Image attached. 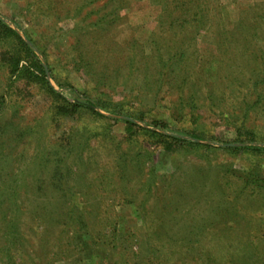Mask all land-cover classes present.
<instances>
[{"label": "rangeland", "instance_id": "374dc122", "mask_svg": "<svg viewBox=\"0 0 264 264\" xmlns=\"http://www.w3.org/2000/svg\"><path fill=\"white\" fill-rule=\"evenodd\" d=\"M167 1L0 0L67 101L123 110L65 113L37 84H11L3 53L15 42L0 39V264H264V154L228 149L264 143L212 138L233 140L243 122L264 135V0H182L203 23L175 25ZM127 118L198 131L202 146L167 151L128 135ZM53 194L82 209L85 229L53 220Z\"/></svg>", "mask_w": 264, "mask_h": 264}, {"label": "trees", "instance_id": "16d2710c", "mask_svg": "<svg viewBox=\"0 0 264 264\" xmlns=\"http://www.w3.org/2000/svg\"><path fill=\"white\" fill-rule=\"evenodd\" d=\"M193 1V0H189ZM184 4H186L185 1L182 0H168L167 2H164V8L162 9V12H164L165 20L170 19V24L175 25L176 21L181 22H187V21H193L195 23H203L204 15L202 13V6H199L198 2L193 3V6H190V4H187L186 9L182 7ZM172 6V9H169L168 7ZM195 5V6H194ZM183 8L184 10H188L191 8L190 12H181L178 16L173 15V13L177 10V8ZM168 8V9H167ZM168 13H171L169 16ZM0 39L6 41L11 40L14 41L13 46L8 45L6 51L3 53V62L6 66V70L9 74V80L11 84H14L18 81L26 80L32 83L37 84L44 92L51 96L54 100L59 101L58 109L59 111H64L65 113H78L80 111H90L98 116L104 117L101 113H99L95 107L100 108H106L111 109L114 113L116 112H123L118 110L117 104L109 105L105 102H102V99H91L88 97H85V100L77 101L75 100L73 103L67 101V99L62 95L61 92H58L54 86L51 84L50 80L47 78L48 72L51 71V68L49 70L48 67L45 66L42 60H40L37 57V54L34 50V48L26 43L22 37L18 34L16 30L11 28L9 25H7L5 22H3L0 19ZM256 60L260 58V56H257V54L253 55ZM2 60V58H1ZM263 63V62H262ZM261 66V65H260ZM55 79V76H54ZM264 96L258 97L256 100L264 101ZM6 101L5 96L0 97V105H3V103ZM57 114V113H56ZM59 114V113H58ZM124 122L126 123V132L128 135H132L136 133V128H139L141 130H144L149 136L152 138L157 139L158 143L163 142L164 148L167 151H173L175 148H195L197 146H202L198 142H196L198 139L203 138L204 136L199 134L198 131H186V135H188V138L179 137L176 134H166L161 133L155 130H149L142 128L141 126L137 125L133 122L131 119H125ZM153 125H156L157 127H160L162 129H172L171 126L166 121H159V120H152L150 122ZM235 138L230 141H223L220 140V138L217 136H212L213 139L222 142L223 144L227 143H245V142H253V141H260L264 143V135L257 134L255 129L249 128L245 123H241L239 126H235ZM230 150H244L247 151L249 154H257L262 155L264 154V146L260 145H244L240 147L235 146H229ZM251 173L254 172V170L250 171ZM40 183L43 182L41 178H39ZM56 181L58 185L61 184L60 178H56ZM56 184V182H55ZM53 184V185H55ZM18 192H15L13 195V198L17 196ZM54 195V194H53ZM62 196H66L65 194H58L54 195L55 202H53V216L54 221L56 222L55 215H57L58 219H62L64 222V227H71L75 233H77L80 229H85L86 225L88 224V221L83 216L82 209L77 206V204L71 203L67 204L66 208L63 209L60 202H58L59 198ZM13 198L11 200L12 206H13ZM12 206L8 208V212L12 210ZM50 211V210H49ZM51 212V211H50ZM8 215V214H6ZM43 221H46L45 217H42ZM8 232V238L10 240V243H20L19 242V236L20 233L18 232L17 228L14 227L13 224L10 225ZM11 247L9 246V249ZM161 255V254H160ZM165 255V254H164ZM162 256V255H161ZM142 258V257H141ZM140 258V259H141ZM148 258L151 259V261H156V254H151ZM168 258V256H167ZM166 258V259H167ZM140 259L136 262L137 264H141ZM142 260V259H141ZM170 261V260H165ZM163 262V263H164ZM171 262V261H170ZM162 263V264H163ZM117 264V262H116Z\"/></svg>", "mask_w": 264, "mask_h": 264}]
</instances>
